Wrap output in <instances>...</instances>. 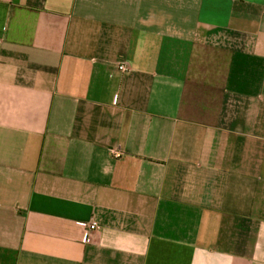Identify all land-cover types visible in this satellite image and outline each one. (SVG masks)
<instances>
[{"label":"crops","instance_id":"1","mask_svg":"<svg viewBox=\"0 0 264 264\" xmlns=\"http://www.w3.org/2000/svg\"><path fill=\"white\" fill-rule=\"evenodd\" d=\"M0 264H264V0H0Z\"/></svg>","mask_w":264,"mask_h":264},{"label":"built area","instance_id":"2","mask_svg":"<svg viewBox=\"0 0 264 264\" xmlns=\"http://www.w3.org/2000/svg\"><path fill=\"white\" fill-rule=\"evenodd\" d=\"M120 70L121 71H128L129 68H128V66L125 63H123V64L120 65ZM119 155H120L119 152H115V156H119ZM87 228H89L91 230H96V229H98V224H97L96 221H92V222H90L88 224V227Z\"/></svg>","mask_w":264,"mask_h":264}]
</instances>
